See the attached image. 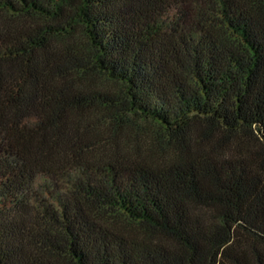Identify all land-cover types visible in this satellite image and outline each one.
I'll list each match as a JSON object with an SVG mask.
<instances>
[{
  "label": "trees",
  "instance_id": "obj_1",
  "mask_svg": "<svg viewBox=\"0 0 264 264\" xmlns=\"http://www.w3.org/2000/svg\"><path fill=\"white\" fill-rule=\"evenodd\" d=\"M0 264H264V0H0Z\"/></svg>",
  "mask_w": 264,
  "mask_h": 264
}]
</instances>
